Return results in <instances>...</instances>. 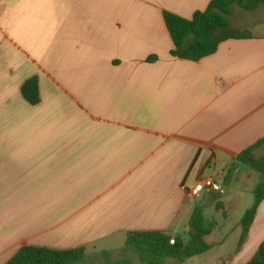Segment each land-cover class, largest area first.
Returning a JSON list of instances; mask_svg holds the SVG:
<instances>
[{
	"label": "crops",
	"instance_id": "0c3cea01",
	"mask_svg": "<svg viewBox=\"0 0 264 264\" xmlns=\"http://www.w3.org/2000/svg\"><path fill=\"white\" fill-rule=\"evenodd\" d=\"M212 1L0 0V264L25 246L85 248L87 264L119 257L130 232L186 235L199 180L233 169L226 194L239 183L234 158L264 139V16L251 17L264 5L229 19L252 38L172 57L164 14L192 19ZM33 77L37 106L21 92ZM241 233L165 264H248L264 200L239 247Z\"/></svg>",
	"mask_w": 264,
	"mask_h": 264
},
{
	"label": "trees",
	"instance_id": "16d2710c",
	"mask_svg": "<svg viewBox=\"0 0 264 264\" xmlns=\"http://www.w3.org/2000/svg\"><path fill=\"white\" fill-rule=\"evenodd\" d=\"M264 5V0H213L204 12H197L192 19H184L172 13L164 14L166 26L174 43L171 55L174 58L199 62L214 55L220 45L228 40H243L252 38L248 30L238 29L230 23L234 7L254 12ZM153 60H156L155 58ZM23 97L31 105L41 102L39 78L28 79L22 86ZM264 147V139L243 151L234 158L235 165H243L253 172L264 176V155L256 156V151ZM234 170H229L224 178V184H229ZM264 200V181L255 190L254 205L248 209L242 219L241 247L246 241L250 229L256 219L260 204ZM224 209L217 199L216 210ZM227 217V213H224ZM216 222H208L205 208L197 206L189 220V231L186 235L173 236L167 232H130L127 237L124 253L134 252L142 264H165L168 259L184 263L189 259L206 254L211 246L206 237L216 228ZM187 236L188 238L186 239ZM175 240L172 245L171 241ZM104 255L110 258L109 253ZM86 249L57 251L35 246L22 247L7 264H83ZM102 264H132L129 260L117 262L107 261ZM248 264H264V241L256 255Z\"/></svg>",
	"mask_w": 264,
	"mask_h": 264
},
{
	"label": "rangeland",
	"instance_id": "374dc122",
	"mask_svg": "<svg viewBox=\"0 0 264 264\" xmlns=\"http://www.w3.org/2000/svg\"><path fill=\"white\" fill-rule=\"evenodd\" d=\"M244 13L246 12L243 9H241L239 6H235V15L232 17V22L235 24L243 23L244 18L242 17V15ZM261 15L264 16V12H262L259 15H255V16L252 15L251 17L253 18L255 17V19H259L261 18ZM232 26L236 27L233 24ZM248 31L251 33L250 30ZM263 155H264V147L258 149V151L256 152L257 157H261ZM242 167H243V172L239 176V183H233L229 185V187H227L228 188L227 194L225 187H223L227 185L224 184L220 175L215 176L216 180L221 184V186L225 190L226 196L222 198V200L225 202V206L223 205L224 209L222 211L218 212L216 210L215 205L205 208V214L208 222L215 221L217 224L212 234L206 237V242L209 245L213 243H221L223 241H226V249H229L231 247V242L233 241L234 237H236V233L237 232L241 233L243 231L241 226L242 219L246 211L254 205L255 190L264 181V176L259 173H256L257 176L255 178L249 177V175L253 174L254 172L246 166L242 165ZM214 173H215V169L213 167L212 169H209L207 171L206 176H212ZM234 199L237 200L234 201ZM231 203L232 205H230ZM190 205H191L190 215L187 217V219L189 220L192 217L195 208L199 206V204L197 200L192 199ZM224 213H227V217L224 216ZM187 223H189V221H187ZM185 237L186 239L188 238L187 236ZM125 247H126V243L124 245V248ZM215 253L216 252L214 251L212 255L214 256ZM126 259L131 261L132 264H142L139 257L134 252H131L129 256L126 255V253L122 252L119 255V257L113 259H110L106 256L100 257L95 260L89 261V263L87 262V264H102L110 260L113 262H117Z\"/></svg>",
	"mask_w": 264,
	"mask_h": 264
},
{
	"label": "built area",
	"instance_id": "2783aa9c",
	"mask_svg": "<svg viewBox=\"0 0 264 264\" xmlns=\"http://www.w3.org/2000/svg\"><path fill=\"white\" fill-rule=\"evenodd\" d=\"M203 193H212L223 196L225 194V190L215 177H209L199 180L193 187L190 196L192 199H195ZM171 244L174 245L175 240H172Z\"/></svg>",
	"mask_w": 264,
	"mask_h": 264
}]
</instances>
